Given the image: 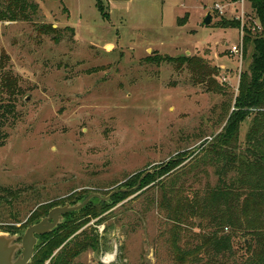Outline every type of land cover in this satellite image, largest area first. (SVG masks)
Returning <instances> with one entry per match:
<instances>
[{
	"label": "rangeland",
	"instance_id": "obj_1",
	"mask_svg": "<svg viewBox=\"0 0 264 264\" xmlns=\"http://www.w3.org/2000/svg\"><path fill=\"white\" fill-rule=\"evenodd\" d=\"M31 1L39 7L31 21H0V233L14 226L21 236L55 207L105 197L174 160L172 171L105 213L65 217L63 224L84 223L68 246L99 243L73 264H101L104 254L112 264H257V241L242 227H264V204L251 213L233 206L232 230L212 224L224 210L205 202L224 163L209 147L252 62L244 41L241 59L230 53L240 27H215L239 8L231 0H100L106 20L96 0ZM245 11L244 26L260 35L249 0ZM253 118L240 126L237 153L247 148ZM240 160L223 180L251 191L243 176L254 181L258 172ZM215 233L230 236L231 255L209 254L204 242ZM40 246L38 238L34 255Z\"/></svg>",
	"mask_w": 264,
	"mask_h": 264
},
{
	"label": "trees",
	"instance_id": "obj_2",
	"mask_svg": "<svg viewBox=\"0 0 264 264\" xmlns=\"http://www.w3.org/2000/svg\"><path fill=\"white\" fill-rule=\"evenodd\" d=\"M251 12L254 19L261 27L262 33L255 34L244 27V45H251L253 48L252 62L249 68V73H244L240 76L238 91L235 97L233 110L227 116L226 124L222 130L213 140L209 150L213 152L218 159L224 160V163L216 173L218 176V183L211 191L208 192L205 202L210 206L211 211H219L223 209L221 214L222 223H212L217 225L220 229H236L237 223H233L231 209L233 206L242 207L243 213L256 211V208L264 204V0H249ZM96 7L103 19L108 20L107 16L103 13V8L100 0H96ZM39 7L31 0H6L4 10L0 12L1 22H18L31 21L33 16L38 14ZM216 28H239L240 23L236 20L220 19L215 25ZM51 32H56L51 27H47ZM191 61L190 59L183 58L181 62ZM204 68V67H200ZM212 73H217L209 70V76ZM3 81L14 86L15 81L8 73L3 75ZM254 115L251 128L245 138L247 148L245 151H238V136L240 126L248 118ZM234 153V154H233ZM239 157H241V166L246 169L248 173L253 175L258 172L255 180L249 178L247 174L243 176V184L247 186V181L251 182V191L237 190L230 186L225 185L223 180L224 170L227 166H235ZM179 164L178 161L171 160L167 165H161L158 169L160 171L153 175L147 174L141 181L138 191L143 190L150 184L154 183L156 179L168 174ZM143 175V174H142ZM141 176H135L131 179L133 182L127 183L125 189L131 190L138 184ZM255 189V190H254ZM257 190V191H256ZM235 191V194H233ZM136 192V193H137ZM133 192L117 193L114 194L108 202H102L98 199H92L87 206L83 207L80 211L71 212L65 217L74 214H82L85 218L87 215L97 217L113 206L123 201L126 197L132 195ZM88 197V196H87ZM82 199H78L81 201ZM95 201V203L93 202ZM232 202L234 203L232 205ZM85 212V213H84ZM261 212H264L263 210ZM260 212V213H261ZM85 221V220H84ZM63 224V223H62ZM60 224L52 232L43 236H38L41 240L40 249L36 251L34 257L31 259L30 264H45L50 260L49 264H73L75 256L87 249H98L99 243L97 239L91 241L78 242L68 246L67 240L84 224V223H70ZM262 223H245L243 230L250 238L256 239L258 248V262L257 264H264V227ZM16 227L9 226L5 229L6 233L11 235L16 234ZM251 240V241H252ZM209 254L214 256L231 255L232 245L229 235H211L204 242ZM62 247V248H61ZM250 246H248L249 248ZM58 253L52 258L55 251Z\"/></svg>",
	"mask_w": 264,
	"mask_h": 264
},
{
	"label": "water",
	"instance_id": "obj_3",
	"mask_svg": "<svg viewBox=\"0 0 264 264\" xmlns=\"http://www.w3.org/2000/svg\"><path fill=\"white\" fill-rule=\"evenodd\" d=\"M111 3H128L131 0H109ZM212 21V16L207 13L202 21L203 26H209ZM151 172H145L140 178L136 187L131 190L116 189L105 197L99 194H91L82 202L75 205H64L63 207H55L49 211L47 216L41 219L38 223L30 225L26 228L23 235H11L9 233H0V264H30L35 252V246L38 241V236H43L52 232L64 221V215L80 211L92 199H98L102 202H108L110 198L117 193H126L137 190L142 179Z\"/></svg>",
	"mask_w": 264,
	"mask_h": 264
},
{
	"label": "built area",
	"instance_id": "obj_4",
	"mask_svg": "<svg viewBox=\"0 0 264 264\" xmlns=\"http://www.w3.org/2000/svg\"><path fill=\"white\" fill-rule=\"evenodd\" d=\"M230 6H237L239 8V12L235 15L233 20H236L240 23V41L238 45H233L229 48L230 53L233 55H236L240 59L242 58V47H243V34H244V23H245V16H246V11H245V5H246V0H231V3L228 4ZM225 6L215 4L214 9L220 14H223V9ZM261 30V27L258 25H255L252 27L253 32H257ZM225 80V79H223ZM51 260V259H50ZM50 260H48L45 264H49ZM101 264H112L114 262V256L109 255V254H104L102 258L100 259Z\"/></svg>",
	"mask_w": 264,
	"mask_h": 264
}]
</instances>
